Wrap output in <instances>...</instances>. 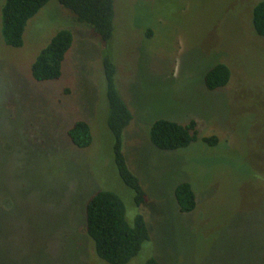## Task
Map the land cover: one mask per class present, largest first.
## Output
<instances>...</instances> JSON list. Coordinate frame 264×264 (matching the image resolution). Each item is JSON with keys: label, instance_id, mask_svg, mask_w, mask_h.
<instances>
[{"label": "rangeland", "instance_id": "374dc122", "mask_svg": "<svg viewBox=\"0 0 264 264\" xmlns=\"http://www.w3.org/2000/svg\"><path fill=\"white\" fill-rule=\"evenodd\" d=\"M257 1L117 0L107 44L50 0L16 48L4 41L0 0V264H108L82 232L98 190L122 198L131 225L139 215L147 222L150 239L128 264H264V39L250 16ZM62 30L74 38L62 76L38 82L32 63ZM106 59L133 113L122 151L141 174L140 205L114 161ZM217 63L232 78L208 91L206 72ZM159 119L194 120L199 137L219 144L200 139L162 152L150 140ZM77 121L92 128L88 148L68 136ZM184 181L197 195L188 214L175 199Z\"/></svg>", "mask_w": 264, "mask_h": 264}, {"label": "trees", "instance_id": "16d2710c", "mask_svg": "<svg viewBox=\"0 0 264 264\" xmlns=\"http://www.w3.org/2000/svg\"><path fill=\"white\" fill-rule=\"evenodd\" d=\"M50 0H5L2 7V35L6 45L22 47L24 32L33 18ZM75 20L91 27L105 43H109L117 28V0H58ZM253 13V14H252ZM252 28L264 39V0H258L251 12ZM147 37L153 35L148 28ZM73 34L69 30L59 31L44 47L32 63L33 78L38 81L57 80L62 76L63 62L73 44ZM104 72L107 80V100L109 106L108 127L114 137V161L124 183L135 191V200L144 204L145 196L142 179L138 169L133 168L129 156H125L123 134L133 120V113L117 88V68L111 59L104 61ZM232 71L225 63L211 67L204 79L208 91L228 86ZM202 81V79H200ZM72 143L80 148H88L94 142V135L89 123L77 121L68 130ZM202 140L210 147L219 143L217 136L199 137L197 123L194 120L186 124L159 119L151 129V143L162 152L178 151L188 148ZM175 199L181 213L188 214L197 207V195L191 183L181 182L175 188ZM126 207L122 198L108 190L96 191L86 204V225L82 224L83 234H87L95 244L97 256L108 264H128L139 255L142 246L150 239V231L145 218H135L131 225L126 217ZM146 264H161L156 258H150Z\"/></svg>", "mask_w": 264, "mask_h": 264}]
</instances>
